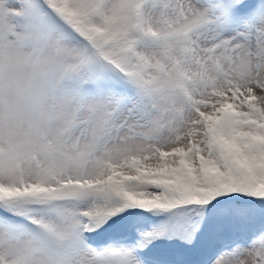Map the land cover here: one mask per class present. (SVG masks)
Returning <instances> with one entry per match:
<instances>
[{
  "label": "snow or ice",
  "instance_id": "6c2138e0",
  "mask_svg": "<svg viewBox=\"0 0 264 264\" xmlns=\"http://www.w3.org/2000/svg\"><path fill=\"white\" fill-rule=\"evenodd\" d=\"M0 264H264V0H0Z\"/></svg>",
  "mask_w": 264,
  "mask_h": 264
}]
</instances>
